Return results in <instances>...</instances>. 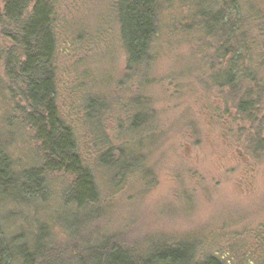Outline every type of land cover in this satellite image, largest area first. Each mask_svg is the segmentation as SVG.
I'll return each instance as SVG.
<instances>
[{"label": "rangeland", "instance_id": "1", "mask_svg": "<svg viewBox=\"0 0 264 264\" xmlns=\"http://www.w3.org/2000/svg\"><path fill=\"white\" fill-rule=\"evenodd\" d=\"M123 2L57 0L55 10L60 107L93 168L101 197L97 212L90 221L81 213L83 221L75 224L65 204L73 177L47 173L45 199L0 206L7 232L22 229L32 251L42 240L64 264H87V246L97 250L108 238L140 255L162 242H189L198 247V259L216 255L226 264H264L263 112L239 114L229 89L211 88L220 43L209 41L197 21L205 19L206 6L216 9L222 0H157L152 57L131 70L120 37ZM242 4L248 17L264 16V0ZM255 18L245 35L251 63L260 64L264 76V29ZM3 29L0 139L18 170L39 168L41 145L15 108L21 97L10 89L6 58L13 45ZM89 97L100 100V123L87 116ZM146 111L149 120L134 127V116ZM109 147L125 151L107 166L98 157Z\"/></svg>", "mask_w": 264, "mask_h": 264}, {"label": "trees", "instance_id": "2", "mask_svg": "<svg viewBox=\"0 0 264 264\" xmlns=\"http://www.w3.org/2000/svg\"><path fill=\"white\" fill-rule=\"evenodd\" d=\"M1 2L4 3L3 8ZM56 3L57 0H0V26L13 45L6 58L7 77L14 86H10V89L14 90L13 95L16 93L15 99H22L23 105L18 102L15 108L22 114L24 124L35 131V137L41 145L42 161L39 168L18 170L8 152L7 142L0 139V206L25 205L45 199L48 194L47 173H64L73 177L65 204L72 207L69 213L75 216L76 224L84 219L81 213H86L85 218L89 221L93 218V213L97 212L94 205H99L101 197L93 168L83 154L76 129L60 107ZM158 9L157 0H124L119 5L120 18L126 23L120 27V37L130 70L150 59L158 30ZM204 11L205 19L201 22L197 20L201 23L200 31L208 39L220 43L215 48L214 60H221V64L212 66L214 73L209 78L212 80L211 88H218L222 92L229 89L232 107L239 114L252 112L255 115L256 111L263 112L261 124L264 126V104L258 95L264 93V76L260 75L261 65L256 64L255 67L251 63L249 37L245 35V27L248 25L250 28L251 17H256L255 22L258 23L261 20L264 29V16L260 11V17H248L242 0H222L218 8L206 6ZM222 62L224 66L219 69ZM99 106V98L89 97L86 101L87 116L93 122L100 123ZM142 119L144 122L149 120L147 111L134 116V127L140 126ZM124 147H109L98 159L107 166L111 159L112 163L120 162ZM39 235L43 238L47 235L44 226ZM25 239L28 237L22 229L9 234L1 215L0 264H64L58 262L63 260H57L55 253L46 250L42 240L37 249L32 251L29 249L30 243ZM111 240L104 239L97 250L87 246L82 262L226 264L216 255L198 259V247L194 243L162 242L140 255L131 247L111 243ZM22 241L25 243L22 244Z\"/></svg>", "mask_w": 264, "mask_h": 264}]
</instances>
